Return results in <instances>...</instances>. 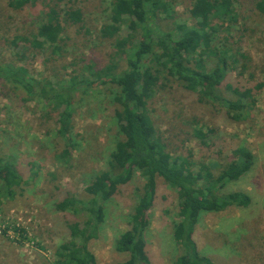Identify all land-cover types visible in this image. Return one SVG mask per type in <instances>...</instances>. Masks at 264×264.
I'll return each mask as SVG.
<instances>
[{
	"label": "rangeland",
	"instance_id": "obj_1",
	"mask_svg": "<svg viewBox=\"0 0 264 264\" xmlns=\"http://www.w3.org/2000/svg\"><path fill=\"white\" fill-rule=\"evenodd\" d=\"M54 1L35 0L14 10L8 0H0V64L25 67L34 86V94L28 95L10 82L0 83V155L12 160L24 180L15 198L0 205V264H56L59 246L69 240L68 225H83L82 218L58 211L56 204L67 196L85 200L84 189L106 170L110 154L122 138L113 118L117 104L112 87L94 85L86 94L75 96L74 148L69 160L60 156L64 144L57 134L56 115L38 97L39 88L45 81L55 83L77 75L94 80L86 65L106 66L113 39H102L99 34L109 22L111 0H62L60 10L82 11L83 27L66 25L61 52L54 55L50 49L13 44L16 36L36 32L46 7ZM258 1L234 0L237 20L224 24L231 35L228 45L245 69L231 72L219 92L225 100L234 101L237 97L228 84L250 88L255 104L246 117L234 121L224 106L201 100L164 73L147 102L148 115L173 157L188 158L196 166L204 163L219 174L237 161L242 150L254 155L252 169L239 180L228 181L218 193H245L251 198L250 205L202 213L195 228L199 252L215 264H264V16L256 9ZM192 3L171 1L169 19L160 17L163 28L174 23L192 25L188 13ZM126 33L123 27L120 36ZM136 38L140 41V35ZM196 131L205 135L204 143L195 137ZM143 184L136 172L105 202L99 238L90 243L96 264L127 260V255L114 250V242L129 228L130 213L141 197ZM177 202L176 190L158 178L154 206L146 212L149 226L144 238L150 264H174L180 254L172 233L179 221Z\"/></svg>",
	"mask_w": 264,
	"mask_h": 264
},
{
	"label": "trees",
	"instance_id": "obj_2",
	"mask_svg": "<svg viewBox=\"0 0 264 264\" xmlns=\"http://www.w3.org/2000/svg\"><path fill=\"white\" fill-rule=\"evenodd\" d=\"M34 1L8 0V6L21 10ZM61 1L55 0V4L46 7L44 20L33 35L16 36L12 43H23L32 50L50 49L54 55L61 52L59 44L66 25L83 27L82 11L60 10ZM171 1L111 0L109 22L99 30L102 39H113L109 63L103 67L86 65L94 80L77 75L55 83L45 81L39 88L38 97L56 115L57 134L64 144L60 155L63 160H69L74 148L71 135L75 96L86 94L94 85L112 87V98L117 104L113 118L122 137L110 154L106 170L95 175L84 189L86 199L67 196L56 204L58 211L82 218L83 224L68 225L69 240L59 246L56 264H96L90 243L99 238L105 221V202L119 186L130 182L136 172L144 179L142 194L130 213L129 228L114 242V250L127 255V260L112 264H150L144 238L149 226L146 212L154 206L158 178L177 192L179 221L172 233L180 254L174 264H215L199 252L194 239L200 215L223 212L229 207L246 208L251 203V198L242 192L218 196L228 181H237L252 169L251 152L242 150L237 153V161L214 174L209 165L196 166L188 158L168 153L148 115L147 102L163 73L201 100H213L224 106L234 121L246 117L255 104L250 88L228 84V90L237 97L234 101L225 100L219 92L231 72L240 68L242 73L245 69L230 49L231 35L224 28L225 23L237 20L234 0H193L188 12L193 24L174 23L165 29L160 17L170 16ZM256 9L264 16V0L256 3ZM123 27L127 33L121 37ZM222 33L226 35L221 37ZM137 35H140L138 42ZM1 82H10L28 95L34 94L25 67L0 64ZM195 137L204 143L203 133L196 131ZM23 181L12 160L0 155V205L15 198Z\"/></svg>",
	"mask_w": 264,
	"mask_h": 264
}]
</instances>
